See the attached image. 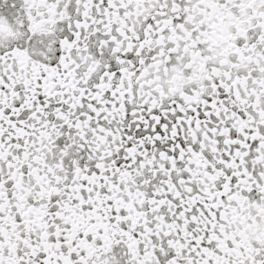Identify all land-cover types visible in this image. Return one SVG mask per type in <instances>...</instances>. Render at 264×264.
<instances>
[{
    "label": "snow or ice",
    "instance_id": "6c2138e0",
    "mask_svg": "<svg viewBox=\"0 0 264 264\" xmlns=\"http://www.w3.org/2000/svg\"><path fill=\"white\" fill-rule=\"evenodd\" d=\"M0 264H264V0H0Z\"/></svg>",
    "mask_w": 264,
    "mask_h": 264
}]
</instances>
